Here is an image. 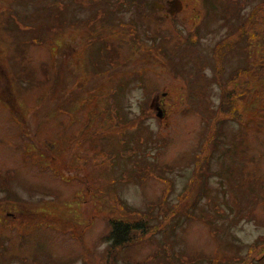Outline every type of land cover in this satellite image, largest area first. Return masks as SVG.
Returning <instances> with one entry per match:
<instances>
[{
    "label": "rangeland",
    "instance_id": "rangeland-1",
    "mask_svg": "<svg viewBox=\"0 0 264 264\" xmlns=\"http://www.w3.org/2000/svg\"><path fill=\"white\" fill-rule=\"evenodd\" d=\"M132 1L0 0V264H264V0Z\"/></svg>",
    "mask_w": 264,
    "mask_h": 264
},
{
    "label": "trees",
    "instance_id": "trees-1",
    "mask_svg": "<svg viewBox=\"0 0 264 264\" xmlns=\"http://www.w3.org/2000/svg\"><path fill=\"white\" fill-rule=\"evenodd\" d=\"M132 1V0H131ZM134 2V1H132ZM74 25H79V23H73ZM132 29V27H131ZM92 34H89V37H87L88 39H92ZM239 39V37H238ZM142 44V43H140ZM232 47V46H231ZM219 51L216 50V60L220 61L222 60V56L223 54L220 51V48H218ZM219 54V55H218ZM222 72L221 68L216 67L217 70V83L220 87V92L221 94H225V102H229V104H231L232 102H230L231 99V94H232V89H230L231 85H235V79L237 78L235 75L233 74V78H231V80L228 81H223L222 75L219 72ZM243 72H245V70H242ZM239 73L240 76H242L241 72ZM248 73L244 76V81L242 83V86L244 87V92L242 94V97H240L242 103H243V98L245 100L246 95L253 89L252 87V81L251 79L248 78ZM99 75V74H98ZM247 76V77H246ZM261 77L259 78L258 81V85L259 84H264V74L260 75ZM252 87V88H251ZM260 99V101H258V103H262V98L259 97V93L258 91L255 93V97H254V103L257 102L256 100ZM232 101V100H231ZM234 103V101H233ZM245 103V102H244ZM240 109V106H239ZM242 119L245 118V114H244V105L242 107ZM226 113H228L227 111H225ZM49 115H45V118H48ZM218 118V117H217ZM112 124L113 126H117L119 123V118L118 115L113 114L112 116ZM262 124L264 125V117L262 118ZM125 126V125H123ZM131 126H134L133 123H131ZM45 146V145H44ZM51 146V147H50ZM46 150L49 152V154H51L53 152V148H54V144L50 143L47 144L45 146ZM131 152V151H129ZM208 154V153H206ZM77 156L72 157L73 159H75ZM203 164V162H202ZM201 165V164H200ZM199 166V165H198ZM202 167V166H201ZM172 212V210H165L164 211V215H163V219L159 220L156 224H153L152 226H149L147 224V222H149L150 220V215L148 213H134V212H130V214H137L138 219L134 220V221H130V220H122V219H110L109 220V233L106 237V241L110 242V261H116V258L118 256V254L127 246H130L134 243H136L137 241L143 239L145 236H155L159 233H164L167 231V226L170 224L171 219H169L170 213ZM147 221V222H146ZM254 249V247H252ZM262 255L264 256V250H262ZM249 258V256H248ZM250 259H246L243 260L241 264H250Z\"/></svg>",
    "mask_w": 264,
    "mask_h": 264
},
{
    "label": "clouds",
    "instance_id": "clouds-1",
    "mask_svg": "<svg viewBox=\"0 0 264 264\" xmlns=\"http://www.w3.org/2000/svg\"><path fill=\"white\" fill-rule=\"evenodd\" d=\"M206 74L210 73V70H205ZM143 100V92L141 89H134L132 93H130V96L128 98V103L131 105L130 108L126 107V111H130L133 115H130V119L134 118L135 116L140 115V110H139V103L142 102ZM110 242H105L104 244L100 245V250H104L105 248L108 247V244Z\"/></svg>",
    "mask_w": 264,
    "mask_h": 264
},
{
    "label": "water",
    "instance_id": "water-1",
    "mask_svg": "<svg viewBox=\"0 0 264 264\" xmlns=\"http://www.w3.org/2000/svg\"><path fill=\"white\" fill-rule=\"evenodd\" d=\"M179 0H173V1H171V2H169L168 3V5H169V7H168V9H167V11L169 12L168 14L169 15H172L176 10H179L180 9V6H179ZM153 7L155 8V9H158V10H160V9H162L164 6L161 4V3H159V2H154V4H153ZM161 110L157 113V116L158 117H161Z\"/></svg>",
    "mask_w": 264,
    "mask_h": 264
}]
</instances>
